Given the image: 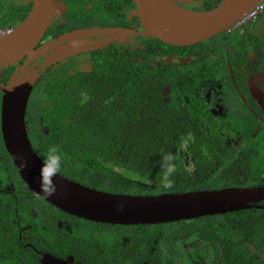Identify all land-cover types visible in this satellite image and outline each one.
<instances>
[{"label": "flooded vegetation", "instance_id": "obj_1", "mask_svg": "<svg viewBox=\"0 0 264 264\" xmlns=\"http://www.w3.org/2000/svg\"><path fill=\"white\" fill-rule=\"evenodd\" d=\"M172 1L185 9L205 11L216 8L222 0ZM58 3V12L40 46L74 32L123 29L128 33L87 36L81 38L87 44L85 50H78L74 54L69 51L72 54L63 57H59L62 50H54L48 55L51 61L59 60L52 62V65L41 57L36 61L38 65L34 62L27 66L29 71L34 68L41 75L32 89L26 122L29 139L42 160L47 156V149L51 145V140L43 136L49 133L43 123L50 107L44 93L48 80L54 78L59 84L69 80L70 91L62 90L61 96L65 99L69 96L72 119L77 116V111L86 107V101L92 98L87 99L81 92H101L104 80H108L111 66L116 71L122 67L135 74L148 73L152 84L162 89L166 103L176 99L180 107L190 108L197 119L203 117L220 123V135H213L202 145L208 143L214 158L224 161V164L229 158L237 157L247 150L246 138L239 131L230 128V121L240 118L243 121L242 128H247V120L254 118L264 128V108L253 93L260 91L264 95V52L260 45L264 44V38L253 34L254 29L264 20V13L243 28L222 33V38L216 36L204 43L184 47L168 45L141 35L144 28L134 0H58ZM30 4L29 0L0 2V29L14 30L25 19V7ZM12 13L14 16L9 18ZM257 39L259 43H255ZM69 45L70 43H64L60 48L65 50ZM255 53L253 60L250 56ZM27 59L11 68L0 69V85L8 84L11 76ZM9 72L11 73L6 77ZM226 77L230 78L232 84V91L229 92L225 89ZM204 86L211 89L210 95L206 96ZM3 98L4 93L0 89V158L6 161L4 168L0 167V264H109L118 247L123 251L129 248L137 252V264H184L193 255L200 257L195 254L199 251L196 244L187 241L188 233L177 232L180 228L175 224L183 221L153 225L94 222L63 211L31 189L5 147L1 129ZM102 106V102L97 100L88 108ZM37 120V131L41 135L33 142L29 132L37 129ZM229 129L232 130L231 135L221 132ZM258 133L254 132L256 135ZM2 143L9 159L3 151ZM187 144H190V148L185 150L183 147ZM193 145V141H185L181 146L167 151L185 163L188 174L194 172L197 156ZM91 156L90 159L82 160L89 168L85 174L87 177L91 176V179H80L82 173L78 174L81 169L79 171L77 160L67 162L62 159L58 173L97 191L132 195L101 190L99 181L103 184L108 182L107 172L119 174L123 169L106 164L96 148H91ZM103 169L106 174L102 173ZM151 172L150 184L160 188V193L152 195L196 192L165 191L172 184L161 180L159 186L157 175L161 171L156 169ZM177 186H182V182L178 180ZM205 190L218 189L206 188L199 191Z\"/></svg>", "mask_w": 264, "mask_h": 264}, {"label": "trees", "instance_id": "obj_2", "mask_svg": "<svg viewBox=\"0 0 264 264\" xmlns=\"http://www.w3.org/2000/svg\"><path fill=\"white\" fill-rule=\"evenodd\" d=\"M32 6L25 7L23 18H27ZM6 21L7 18L4 24ZM255 43H259V40H255ZM260 45L264 52V44ZM110 68L101 92H81L87 99L92 98L72 119L69 96L66 99L61 96L62 90L70 91L69 80L59 84L51 78L44 89L50 103V114H46L43 121L49 131L48 135L43 136L51 140L47 152L56 148L63 161L77 160L81 180L91 179L85 174L89 168L82 160L90 159L91 148H96L106 164L123 169L119 174L107 172L108 182L103 184L99 181L101 190L132 195L160 193V188L150 184L151 171H161L157 175L160 186L163 181V156L183 142L193 141L197 155L194 172L188 174L185 163L173 156L171 163L175 164L176 172L169 182L172 187H167L165 191L264 187V128L256 119L249 118L247 128H242L240 118L230 121V128L246 138L247 150L229 158L224 164V161L214 158L208 143L202 145L213 135H220V123L203 117L197 119L190 108L180 107L176 99L166 103L162 89L152 84L148 73L135 74L122 67H119V71L114 70L113 66ZM224 80L226 91H232L230 78ZM97 100L102 102V107L88 108ZM35 124L37 129L29 132L33 142L41 135L37 131L38 120ZM231 129L221 132L231 135ZM254 132L259 133L256 135ZM2 148L9 159L3 143ZM5 164L6 161L0 158V167L4 168ZM102 173L106 174V171L103 169ZM178 180L182 186H177ZM175 225L180 228L177 232L186 231L187 241L196 244L199 251L195 254L209 261L203 264H264V201L226 215L208 216ZM153 236L156 237V234ZM138 257L134 250L126 248L123 251L118 247L109 264H137ZM198 258L193 255L184 264H197Z\"/></svg>", "mask_w": 264, "mask_h": 264}, {"label": "water", "instance_id": "obj_3", "mask_svg": "<svg viewBox=\"0 0 264 264\" xmlns=\"http://www.w3.org/2000/svg\"><path fill=\"white\" fill-rule=\"evenodd\" d=\"M141 18L145 38H155L168 45L193 46L204 43L228 31L243 15L263 0H222L211 10L193 11L182 8L172 0H134ZM27 18L12 33L0 39V69H8L28 58L8 84L0 85L4 93L1 129L7 152L24 181L39 194L42 159L34 150L28 136L26 114L33 86L40 78L36 70L27 69L43 57L47 64L50 52L62 50L59 57L85 50L81 38L97 34H122L128 31L74 32L40 46L43 37L58 12V0H31ZM70 45L64 50L60 46ZM38 64V63H37ZM52 65V64H51ZM264 108V95L253 91ZM23 156L30 167L22 169ZM57 194L45 199L63 211L82 219L123 225H153L188 221L208 216L226 215L264 201V187H230L184 194L152 196L118 195L97 191L57 174ZM65 264V263H62Z\"/></svg>", "mask_w": 264, "mask_h": 264}, {"label": "clouds", "instance_id": "obj_4", "mask_svg": "<svg viewBox=\"0 0 264 264\" xmlns=\"http://www.w3.org/2000/svg\"><path fill=\"white\" fill-rule=\"evenodd\" d=\"M172 160L173 156L171 153L165 154L163 156V182H171L170 177L176 172V166L175 164L171 163ZM19 161L20 167L22 169H28L30 167L29 161L26 157L21 156ZM61 164L62 156L56 148H52L42 161L39 178V195H42L45 199L52 198L57 194V180L59 179L57 174L60 171Z\"/></svg>", "mask_w": 264, "mask_h": 264}, {"label": "built area", "instance_id": "obj_5", "mask_svg": "<svg viewBox=\"0 0 264 264\" xmlns=\"http://www.w3.org/2000/svg\"><path fill=\"white\" fill-rule=\"evenodd\" d=\"M264 13V0L257 4L253 9L243 15L229 30H236L243 28L245 25L256 21L259 16ZM13 30L11 28L8 29H0V39L12 33Z\"/></svg>", "mask_w": 264, "mask_h": 264}, {"label": "rangeland", "instance_id": "obj_6", "mask_svg": "<svg viewBox=\"0 0 264 264\" xmlns=\"http://www.w3.org/2000/svg\"><path fill=\"white\" fill-rule=\"evenodd\" d=\"M4 1H9V0H0V2H4ZM31 0H29L30 2ZM201 7V6H200ZM198 10H201L202 8H197ZM262 21V20H261ZM253 34L261 36L262 39L264 38V20L258 25V27L256 29H254ZM216 38H222V35L217 36ZM253 60L256 57V53L255 54H251L250 56ZM36 64V63H35ZM38 65V64H36ZM35 66V65H34ZM37 69L32 68V71L30 72H34ZM39 72V70H37ZM40 74V72H39ZM204 92L206 93V96L210 95V91L211 89L207 86H204ZM185 150H188L190 148V144H187L186 146L183 147ZM184 151V150H183ZM203 263H209V261L203 260L201 257L198 258L197 260V264H203Z\"/></svg>", "mask_w": 264, "mask_h": 264}]
</instances>
